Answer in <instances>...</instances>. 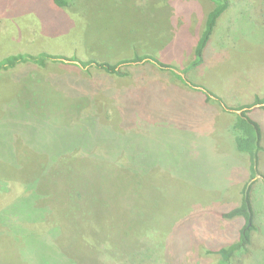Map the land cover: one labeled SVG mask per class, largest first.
I'll list each match as a JSON object with an SVG mask.
<instances>
[{
  "label": "rangeland",
  "instance_id": "obj_1",
  "mask_svg": "<svg viewBox=\"0 0 264 264\" xmlns=\"http://www.w3.org/2000/svg\"><path fill=\"white\" fill-rule=\"evenodd\" d=\"M230 2L189 68L212 0H0V60L69 58L0 71V264H220L247 184L231 264H264V147L252 177L218 100L264 98V0Z\"/></svg>",
  "mask_w": 264,
  "mask_h": 264
},
{
  "label": "trees",
  "instance_id": "obj_2",
  "mask_svg": "<svg viewBox=\"0 0 264 264\" xmlns=\"http://www.w3.org/2000/svg\"><path fill=\"white\" fill-rule=\"evenodd\" d=\"M214 3L213 9L207 15L205 28L203 30L202 35L199 38L197 43V47L195 50V58L193 62L188 65L189 68L195 67L204 61V50L214 33L216 25L218 23L219 18L223 15V13L229 9L231 2L230 0H212ZM55 2L59 3V0H55ZM69 59L64 55H56L50 54L46 52H42L39 54H30V53H18L14 55H9L0 60V71H5L10 68L17 66L19 63H32L37 65H45L48 61L50 62H63ZM73 60H78L77 57H74ZM79 61V65L85 68L90 66H94L97 68H102L109 73H114L117 75H125V72L118 68L117 64H110L107 62H94V61ZM149 62L157 64L161 68H169V65L161 62L159 59L154 58L150 55H136L131 59L123 60L122 63L130 64L133 62L141 63V62ZM188 69V67H187ZM184 71H187L186 69ZM180 79L185 83H189L191 86H196L194 83L188 82L184 77L180 76ZM205 95L207 99L215 97L214 93L210 90L205 89ZM216 100V98H215ZM219 103L222 105L223 110L235 115V122L233 125V129L236 131V144L237 148L240 152L248 155L249 158V168L252 174V177H256L259 174L260 168V151L263 149L262 146V129L260 124L253 119L249 115L250 109L256 104H263L264 98L256 97L253 103L241 105L240 107H233L224 104L223 100L219 97ZM240 111V112H238ZM264 181V175L261 176ZM134 183V180H132ZM137 182H135L136 184ZM134 185V184H133ZM250 184H247L244 187L245 191V207L238 208L236 213L244 215L246 219V224L240 231L239 239L230 244L227 247H222L218 249V253L221 255L220 264H231L232 257L237 254L244 252L246 250V246L251 241V231L254 229V216L253 211L250 205ZM247 190V192H246Z\"/></svg>",
  "mask_w": 264,
  "mask_h": 264
},
{
  "label": "crops",
  "instance_id": "obj_3",
  "mask_svg": "<svg viewBox=\"0 0 264 264\" xmlns=\"http://www.w3.org/2000/svg\"><path fill=\"white\" fill-rule=\"evenodd\" d=\"M235 141V140H234ZM231 145H233L232 143H230ZM264 147V146H263ZM237 151H239V150H237ZM240 152V151H239ZM238 152V153H239ZM261 152H262V150H261ZM261 152H260V155H261ZM246 157H247V161H248V163H249V158H248V155H246Z\"/></svg>",
  "mask_w": 264,
  "mask_h": 264
}]
</instances>
